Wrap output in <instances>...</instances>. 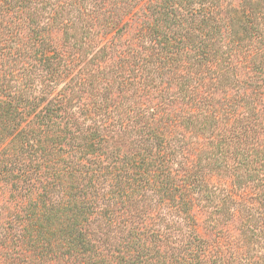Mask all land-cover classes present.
<instances>
[{
  "label": "trees",
  "instance_id": "16d2710c",
  "mask_svg": "<svg viewBox=\"0 0 264 264\" xmlns=\"http://www.w3.org/2000/svg\"><path fill=\"white\" fill-rule=\"evenodd\" d=\"M0 264H264V0H0Z\"/></svg>",
  "mask_w": 264,
  "mask_h": 264
}]
</instances>
